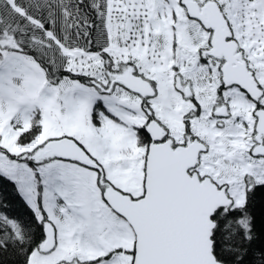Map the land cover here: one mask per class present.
Wrapping results in <instances>:
<instances>
[{"label":"snow or ice","instance_id":"snow-or-ice-1","mask_svg":"<svg viewBox=\"0 0 264 264\" xmlns=\"http://www.w3.org/2000/svg\"><path fill=\"white\" fill-rule=\"evenodd\" d=\"M0 264H264V0H0Z\"/></svg>","mask_w":264,"mask_h":264}]
</instances>
